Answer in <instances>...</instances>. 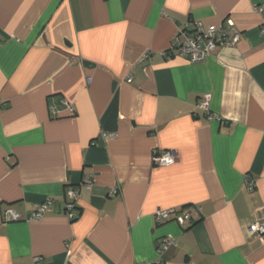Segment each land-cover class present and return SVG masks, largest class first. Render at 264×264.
I'll return each mask as SVG.
<instances>
[{"label":"crops","instance_id":"crops-1","mask_svg":"<svg viewBox=\"0 0 264 264\" xmlns=\"http://www.w3.org/2000/svg\"><path fill=\"white\" fill-rule=\"evenodd\" d=\"M261 4L0 0V264H264L249 230L264 224ZM190 20L240 38L201 63L170 56ZM197 206L190 225L156 223Z\"/></svg>","mask_w":264,"mask_h":264},{"label":"built area","instance_id":"built-area-1","mask_svg":"<svg viewBox=\"0 0 264 264\" xmlns=\"http://www.w3.org/2000/svg\"><path fill=\"white\" fill-rule=\"evenodd\" d=\"M258 12L264 17V4L256 7ZM240 38V33L235 30L231 23L222 22L216 28L214 26L205 25L201 21L190 20L185 23L178 31L176 38L174 39L168 53L172 57H179L188 63L195 64L201 63L207 59V57L218 46H233ZM210 95H203L199 102V108L204 112L209 111ZM70 112L72 109L68 106ZM112 137V135H110ZM177 160L174 151H162L156 153L154 156V164L159 167H168L173 165ZM249 185V184H248ZM253 184L249 185L251 188ZM66 196L68 202L65 206V214L69 220H73L75 209V202L79 196V191L69 188L66 190ZM52 211V201H44L35 206V209L25 220H40L47 213ZM201 207L197 206L193 211H184L179 213L174 209L160 210L155 214L156 223H165L168 221H175L181 227L190 225L193 219L194 213H200ZM5 222H17L23 220V217L14 211L7 208L3 213ZM250 232L258 234H264V224H255L249 228ZM168 239H163L158 245L157 252L162 253L170 246Z\"/></svg>","mask_w":264,"mask_h":264},{"label":"trees","instance_id":"trees-1","mask_svg":"<svg viewBox=\"0 0 264 264\" xmlns=\"http://www.w3.org/2000/svg\"><path fill=\"white\" fill-rule=\"evenodd\" d=\"M170 55V54H169ZM171 56V55H170Z\"/></svg>","mask_w":264,"mask_h":264}]
</instances>
